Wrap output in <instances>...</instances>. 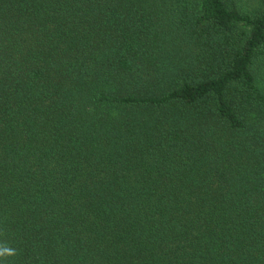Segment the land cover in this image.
<instances>
[{
  "label": "trees",
  "instance_id": "1",
  "mask_svg": "<svg viewBox=\"0 0 264 264\" xmlns=\"http://www.w3.org/2000/svg\"><path fill=\"white\" fill-rule=\"evenodd\" d=\"M3 264H264V0H0Z\"/></svg>",
  "mask_w": 264,
  "mask_h": 264
},
{
  "label": "clouds",
  "instance_id": "2",
  "mask_svg": "<svg viewBox=\"0 0 264 264\" xmlns=\"http://www.w3.org/2000/svg\"><path fill=\"white\" fill-rule=\"evenodd\" d=\"M15 255V250L11 248H0V257L13 256ZM0 264H3V260L0 259Z\"/></svg>",
  "mask_w": 264,
  "mask_h": 264
}]
</instances>
